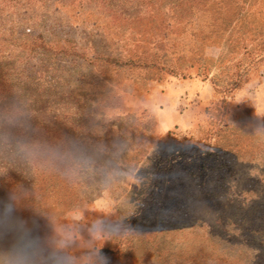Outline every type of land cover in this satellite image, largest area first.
<instances>
[{
	"label": "rangeland",
	"instance_id": "rangeland-1",
	"mask_svg": "<svg viewBox=\"0 0 264 264\" xmlns=\"http://www.w3.org/2000/svg\"><path fill=\"white\" fill-rule=\"evenodd\" d=\"M260 80L264 0H0V264H264Z\"/></svg>",
	"mask_w": 264,
	"mask_h": 264
},
{
	"label": "crops",
	"instance_id": "crops-1",
	"mask_svg": "<svg viewBox=\"0 0 264 264\" xmlns=\"http://www.w3.org/2000/svg\"><path fill=\"white\" fill-rule=\"evenodd\" d=\"M205 81L202 80H193V81H187V82H183L180 81L178 83L174 82V83H167L165 85L159 86V91L156 94L157 95V102L158 104H154V107H158L156 109V113L159 117V122L161 124V126H163L164 128L169 127L172 124H185L187 122H189L190 120L200 116V114L202 112H205V110L208 107V104L210 102H207L204 98V96L202 94L197 95L198 93L196 92L197 90L195 88L192 89V91L187 90L188 94L187 96H190V98L193 96L192 98V102H190V98L185 102L184 99H181V94H185L184 90H181L182 93L180 92L178 95V97L180 98L179 103H182V105H184L186 108L184 109V114H172L171 110H175L177 104H175V100H176V93H174V88L175 87H187V89L189 87H197L199 84H205ZM258 84L261 87V92L262 94L259 92H257V94L262 95L264 97V80H260L258 81ZM252 85L251 81L247 82L245 85H243L241 88L235 90L232 94V96L229 98V103L232 105H236L237 102H239L241 97L246 96L247 94H251L249 92V86ZM257 90V89H256ZM252 92V91H251ZM256 93V91H255ZM148 95V94H147ZM150 95V94H149ZM148 95V96H149ZM176 95V96H174ZM147 96V97H148ZM186 96V95H185ZM258 99V98H257ZM259 101V100H258ZM161 104H163V108H161ZM152 106V105H151ZM181 108V106H180Z\"/></svg>",
	"mask_w": 264,
	"mask_h": 264
},
{
	"label": "clouds",
	"instance_id": "clouds-1",
	"mask_svg": "<svg viewBox=\"0 0 264 264\" xmlns=\"http://www.w3.org/2000/svg\"><path fill=\"white\" fill-rule=\"evenodd\" d=\"M133 227H134V225H132ZM105 249L104 248H101L100 250H99V252L101 253V254H103L105 251H104Z\"/></svg>",
	"mask_w": 264,
	"mask_h": 264
}]
</instances>
